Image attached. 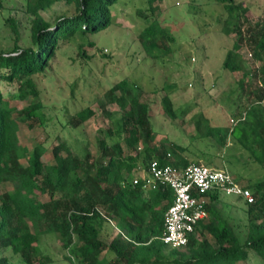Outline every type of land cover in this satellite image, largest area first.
Masks as SVG:
<instances>
[{"label":"trees","instance_id":"16d2710c","mask_svg":"<svg viewBox=\"0 0 264 264\" xmlns=\"http://www.w3.org/2000/svg\"><path fill=\"white\" fill-rule=\"evenodd\" d=\"M59 1L69 11L46 18L42 12ZM116 1L25 0L21 4L29 25L24 44L20 43L23 35L19 21L11 13L4 19L10 34L8 48L0 49V264L8 263L7 252L17 257L14 264H49L50 256L39 245L40 236L47 233L58 235L69 264H238L247 263L254 252L264 264V179L252 182L248 177L242 184L243 173L234 180L248 187L255 201L237 207L242 210L240 215H225L216 205L219 190L208 191L203 195L208 217L196 225L187 243L168 247L161 240L173 190L165 184L148 188L139 172L133 170L140 167L146 171L154 159L184 168L197 164L201 153L217 155L224 149L227 132L210 126L201 111L192 115L195 133L188 142L182 137V142L166 135L158 138L151 124L150 103L141 100L135 91L137 86L120 79L103 95L105 104H117L119 109L104 110L110 123L97 131V155L86 147L75 152L62 140L52 144L53 161L45 163L42 156L46 139L38 133L28 145L20 138L21 128L37 130L43 116L38 76L50 70L63 43H79L80 55L90 58L87 49L96 43L81 39L109 26L110 9ZM216 1L225 9L223 32L236 35L222 67L234 77L241 99L245 92L251 96V79L256 78L260 86L256 98L247 100L244 116L237 121L231 119L235 124L230 129L233 133L234 126L240 124L242 133L235 141L252 163L264 169V15L253 21L250 7L242 1ZM150 10L151 15L139 12L142 25L137 38L144 54L157 59L174 51L170 44L174 35L152 15L155 7ZM243 46L259 63L256 67L245 65ZM3 83L11 85L14 93L7 92L6 96ZM160 90L164 92L160 99L163 113L173 121L182 119L172 100L176 82L164 80ZM13 97L26 105L18 108L12 104ZM93 115V109L85 106L70 116L69 125L76 128ZM209 163L214 165L212 159ZM1 185H10L11 189L3 190ZM232 208L236 209L234 205ZM113 219L118 233L105 245L102 231L113 227Z\"/></svg>","mask_w":264,"mask_h":264},{"label":"rangeland","instance_id":"374dc122","mask_svg":"<svg viewBox=\"0 0 264 264\" xmlns=\"http://www.w3.org/2000/svg\"><path fill=\"white\" fill-rule=\"evenodd\" d=\"M240 1L250 7L249 16L253 21L263 17L264 0ZM1 2L0 49L9 46L7 36L10 31L4 24V19L10 13L19 21L23 35L20 43L24 44L25 38L28 37L29 25L28 15L21 4L25 0ZM151 7H155L152 15L174 35V40L170 43L174 51L157 59L144 54L137 38V32L142 25L139 12L151 15ZM65 11H69L68 7L59 1L42 14L51 19ZM224 16V6L216 0H153L151 3L148 0L116 1L110 9L109 26L81 39L85 42L93 40L96 43L87 49L86 53L90 58L80 55L79 43H63L51 62L50 70L46 71L45 75L38 76L37 86L43 116L39 117L41 121L37 130L35 127L30 130L21 128L18 131L20 138L28 145L32 144L38 133V137L46 139L43 142L46 151L42 156L45 163L53 161L50 151L52 144L62 140H66L75 152L86 147L91 154L97 155V131L110 123L104 110L110 112L119 109L117 104H105L103 95L113 83L126 79L138 87L135 91L141 100L150 103L153 113L151 124L158 132V138L166 135L175 141L182 142L183 139L188 142V137L195 133L192 115L201 111L209 120L210 126L220 129L222 133L227 132L228 136L226 146L217 155L215 152L201 153V160L195 163L225 170L234 179L239 173H243L245 177L242 184H246L248 177L252 182L264 179L262 166L252 163L241 144L235 141L242 133L240 124L232 127L233 133L230 129L231 125L235 124L231 119L237 121L240 116H244L245 104L249 103L247 100L256 98L260 86L256 78L251 79L250 89L253 92L249 97V93L245 92L241 99L234 77L222 67L226 52L236 39L235 34L228 36L223 32ZM241 53L248 68L259 64L253 61L247 46L242 47ZM164 80L176 82L177 91L172 100L175 112L178 117L183 116L182 119L173 121L163 113L160 99L164 92L160 87ZM2 86L6 96L7 92L13 91L11 85L3 83ZM155 88L159 90L154 92ZM12 104L21 108L26 102L13 97ZM261 104L264 106V98ZM85 106H90L94 115L80 126L71 127L68 119ZM218 132L215 136L219 135ZM211 159L213 166L209 163ZM138 171L140 172V167L133 170ZM1 188L10 190L11 186L1 185ZM216 205L225 215L229 212L237 217L242 211L237 207H243L245 200L238 195L219 191ZM233 205L237 210L230 209ZM112 223L113 227L108 229V232L107 229L102 231L101 237L105 245L118 233L116 220L113 219ZM39 245L41 251L50 256L49 264H69L63 257L64 250L57 234L41 235ZM7 253V264H14L17 257ZM252 254L253 259L250 258L249 263L263 264L258 254ZM1 256H6V253ZM248 261L238 264H249Z\"/></svg>","mask_w":264,"mask_h":264},{"label":"built area","instance_id":"2783aa9c","mask_svg":"<svg viewBox=\"0 0 264 264\" xmlns=\"http://www.w3.org/2000/svg\"><path fill=\"white\" fill-rule=\"evenodd\" d=\"M140 171V177L145 181L146 187L156 188L159 184H165L173 190V201L165 212L164 232L161 237V240L171 247L184 246L196 225L208 217L204 207V193L219 190L238 195L247 204L255 201L251 190L238 184L225 170L211 169L194 163L178 168L161 164L154 159L146 171L142 168Z\"/></svg>","mask_w":264,"mask_h":264},{"label":"crops","instance_id":"0c3cea01","mask_svg":"<svg viewBox=\"0 0 264 264\" xmlns=\"http://www.w3.org/2000/svg\"><path fill=\"white\" fill-rule=\"evenodd\" d=\"M138 172H139V171H138ZM140 172H141V171H140ZM140 172H139V173H140Z\"/></svg>","mask_w":264,"mask_h":264}]
</instances>
